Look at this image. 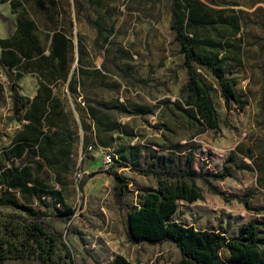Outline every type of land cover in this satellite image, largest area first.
I'll return each mask as SVG.
<instances>
[{"label": "rangeland", "instance_id": "rangeland-1", "mask_svg": "<svg viewBox=\"0 0 264 264\" xmlns=\"http://www.w3.org/2000/svg\"><path fill=\"white\" fill-rule=\"evenodd\" d=\"M199 1L211 18L229 24L217 25L216 31L189 32L203 51L229 59L228 77L235 80L236 96L246 104L243 109L232 101L225 104L217 80L202 70L199 75L218 120L216 131L199 129L173 105L187 75L184 55L170 28V0H50L49 16L33 0H13L11 6L0 3V39L15 37L18 21H31L25 27L38 39L44 55L49 53L53 29L70 40L66 79L58 68L46 72L51 111L39 129L25 117L26 101L39 88L34 65L15 81L22 98L16 113L8 72L0 66V240L12 251L4 264H42L34 243L25 240L21 218H42L62 235L51 254L54 264H109L116 255L135 264H176L180 253L170 242L129 243L126 214L138 204L141 191L156 188L154 177L139 175L134 168L183 171L188 158L217 193L197 180L202 200L180 202L174 219L226 236L247 222L264 221V162L258 147L264 129L259 105L264 85V0ZM214 42L222 45V51L210 45ZM104 93L113 107L129 110L108 113L118 129L107 147L115 161L108 169L98 150L87 151L95 141L83 103ZM40 94L46 97L47 91ZM40 105L37 102L35 110L42 109ZM40 134L44 137L37 145L32 138ZM44 139L53 143V150L43 145ZM119 150L127 162L121 161ZM10 168L24 172L31 184L36 181L41 188L58 190L60 197L26 203L18 190L6 186ZM109 172L126 184L120 197ZM212 175L225 177L213 180ZM5 198L15 200L16 206L4 205ZM64 209L74 212L71 219L54 217Z\"/></svg>", "mask_w": 264, "mask_h": 264}, {"label": "trees", "instance_id": "trees-1", "mask_svg": "<svg viewBox=\"0 0 264 264\" xmlns=\"http://www.w3.org/2000/svg\"><path fill=\"white\" fill-rule=\"evenodd\" d=\"M38 9L49 16L50 0H33ZM13 0H0V3H11ZM91 24V21L88 20ZM25 24V25H23ZM228 20H214L207 12V7L199 0H170V28L175 33V40L179 44V52L184 55L183 67L186 69V81L181 85L177 102L173 105L183 113L190 121H193L201 130L218 129V120L213 106L208 87L199 73L207 71L214 77L220 88L224 103L234 102L239 109L245 107L236 96L235 80L228 77L225 64L229 59L219 54H211L201 49L200 43L189 30L208 28L216 31L217 25H228ZM32 25L31 21H18L15 37L0 39V66L8 72V79L12 84L14 112L18 111V101L22 100L15 89V81L29 71L34 65L35 73L38 77V93L30 101L28 111L25 113L26 120L36 128H40L45 121L51 101V89L47 86L48 70L54 71L58 68L62 78L66 79L68 50L70 40L65 33L58 29L51 31L50 46L48 55H44V48L39 46L38 39L30 33L25 26ZM97 29V26L92 22ZM235 33L240 28L233 26ZM99 31V30H98ZM214 48L223 49L218 42L211 43ZM42 61L48 63L45 67ZM194 64L197 68H194ZM102 74V72H101ZM103 75V74H102ZM47 91L46 97H41L40 92ZM264 85L262 86V98L260 100L261 126L264 127ZM82 95V94H81ZM80 95V96H81ZM84 95H82V99ZM40 102L42 109L35 110V105ZM84 115L88 120L92 119L95 125V142L102 144L103 148L109 147L115 141L113 134L115 129L109 122L108 113L116 109L121 114H128L129 110L120 106L113 107L94 100H83ZM26 105V104H25ZM21 109V108H19ZM36 113L40 112L39 115ZM99 116V117H98ZM104 120L101 122V120ZM54 126V125H49ZM104 136V137H103ZM43 134L36 136L34 142L39 145L42 142ZM94 141V140H93ZM89 144L97 147L96 143ZM261 149L260 159L264 162V129L262 138L258 142ZM43 145L50 150L54 149L53 143L47 139L43 140ZM88 145V146H89ZM87 146V147H88ZM99 146V145H98ZM100 146V147H102ZM18 148L15 149V152ZM121 161L127 162L123 150H119ZM20 152L17 157H20ZM115 162V161H114ZM186 170L153 169L150 167L134 168L139 175L156 179V188L141 191L138 205L133 206L126 214V238L131 244L147 243L159 245L170 242L176 246L180 253V259L176 264H222L220 251L225 249L228 253L229 264H264V221L253 220L243 224L236 235L226 236L224 233L213 230H201L192 226L183 225L174 221L171 217L177 212L181 201L194 203L202 200V193L196 181L202 183L212 193H217L209 182V179L193 170L192 160L188 158ZM115 181V190L118 197L124 194L126 184L117 174H111ZM26 174L15 168H10L6 172V186L15 191H19L26 203H32L33 199L49 197L53 200L60 197L58 190H47L38 186L34 181L26 178ZM224 175H212L213 180L223 179ZM30 183V184H29ZM41 185V184H40ZM82 186H80V189ZM4 205L16 206L15 200L5 198ZM24 207L27 204H23ZM74 212L69 209L60 210L54 214L59 220H69ZM25 240L33 242L37 256L42 264H54L51 254L55 244L62 240V235L53 230L49 223L42 218L27 221L20 219ZM11 246L0 240V264L11 254ZM109 264H135L128 261L121 255H116Z\"/></svg>", "mask_w": 264, "mask_h": 264}, {"label": "crops", "instance_id": "crops-1", "mask_svg": "<svg viewBox=\"0 0 264 264\" xmlns=\"http://www.w3.org/2000/svg\"><path fill=\"white\" fill-rule=\"evenodd\" d=\"M102 74H103L104 76H106V73H105V72H102ZM179 89H180V88H179ZM104 94H105V93H104ZM104 94H103L102 96H99L98 98H92V100L110 106L111 103H110V101L108 100L106 94H105V95H104ZM79 98L81 99V98H82V95H81ZM176 99H178V98H176ZM82 105H83V103H82ZM89 122H90V128H92V131H93L91 137H92V139L95 141V138H96V136H95V130H94L95 125H94V122H93L92 119H90ZM181 202H183V201H181ZM137 205H138V204H136V206H137ZM175 214H176V213H175ZM175 214H174L171 218H172L174 221L179 222L178 220L174 219ZM179 223H180V222H179ZM213 231L221 232V231H219V230H213ZM238 231H239V229H238ZM238 231H237V233H238ZM221 233H224V232H221ZM237 233H236V234H237ZM224 234H225V233H224ZM236 234H234V235H236ZM225 235H226V234H225ZM234 235H232V236H234ZM262 250H264V246L262 247ZM221 252L224 253V256L226 257V258H225L226 261H223V260L221 259ZM220 260H221L222 264H229V263H228V253H227V251H226L225 249H222V250L220 251Z\"/></svg>", "mask_w": 264, "mask_h": 264}, {"label": "built area", "instance_id": "built-area-1", "mask_svg": "<svg viewBox=\"0 0 264 264\" xmlns=\"http://www.w3.org/2000/svg\"><path fill=\"white\" fill-rule=\"evenodd\" d=\"M93 150H98L102 155V164L104 168L108 169L114 164V156L107 148H103L100 146L96 147L93 145H89L87 147V151H93Z\"/></svg>", "mask_w": 264, "mask_h": 264}]
</instances>
